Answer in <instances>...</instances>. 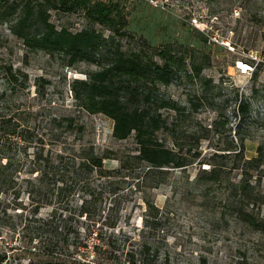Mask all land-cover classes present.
<instances>
[{
    "label": "rangeland",
    "instance_id": "1",
    "mask_svg": "<svg viewBox=\"0 0 264 264\" xmlns=\"http://www.w3.org/2000/svg\"><path fill=\"white\" fill-rule=\"evenodd\" d=\"M101 1L118 3L126 18L124 29L131 37L121 38L123 48H137L142 37L154 47L170 44L184 52L188 71L169 85H160L157 92L178 101L185 111L175 119L173 110L161 109L169 116V124L176 120V125L159 130L157 135L170 148L199 152L198 158L184 168L164 167L147 175L149 167L142 162L112 177L120 200L117 235L139 237L151 231V239L169 255L163 264H264V233L236 220L231 213V188L241 178L243 160L233 161L229 150L231 145L240 144L235 133L238 126L244 158L256 156L259 147H264V0ZM47 13L58 28H95L105 36L112 33L93 23L82 10ZM194 15L200 18L198 26L191 23ZM214 33L219 41L210 40ZM255 55L258 59L252 57ZM237 59L257 65V76L239 75ZM68 61L69 57L62 54L30 50L11 32L9 23L0 21V65H12L28 75L26 87L14 86L13 90L0 67V88L8 89L7 97L14 108L25 110L26 124L41 138L39 145L45 152L57 149L66 153L92 146L99 155L113 156L104 159L105 167L118 168V158L137 153L136 139L133 135L115 138L113 120L88 112L75 98L72 81L86 78L98 64L76 61L68 65ZM193 64L201 68L198 75ZM239 100L249 102L245 113L236 111ZM218 119L222 123L214 125ZM214 153L231 154L221 158ZM213 166L221 174L219 179L199 180L201 170ZM251 175L258 200L248 209L263 217L264 164ZM69 198L79 199L78 194ZM149 201L159 209L157 216L148 217L154 228L146 226ZM22 204L29 213L32 207L27 192L22 195ZM51 209L44 206L39 215L46 216ZM2 236L5 233H0ZM20 238L18 230L12 243L18 244ZM114 252L124 256L121 249Z\"/></svg>",
    "mask_w": 264,
    "mask_h": 264
},
{
    "label": "trees",
    "instance_id": "2",
    "mask_svg": "<svg viewBox=\"0 0 264 264\" xmlns=\"http://www.w3.org/2000/svg\"><path fill=\"white\" fill-rule=\"evenodd\" d=\"M48 10H82L93 23L112 33L105 36L95 28H58L50 20ZM0 21L9 23L11 32L32 51L68 56V65L76 61L98 64L86 78L72 81L74 96L88 112L102 113L113 120L115 138L133 135L137 143V153L127 159L118 158V168L105 167L104 159L113 156L99 155L92 146L72 153L57 149L45 152L39 145L40 136L25 122V110L14 108L7 97L8 89L0 88V233L6 235L0 238V264H163L169 255L151 239V231L139 237L117 235L120 200L112 177L142 162L149 167V175L164 167L184 168L198 158L199 152L170 148L157 135L159 130L176 125V120L169 124V116L163 115L161 109L173 110L175 119L185 111L178 101L157 92L160 85H169L188 71L184 52L170 44L154 47L142 37L137 48H123L121 38L131 34L124 29L126 18L115 2L0 0ZM0 67L13 90L14 86L26 87V72L9 64ZM193 69L197 75L201 71L195 64ZM252 74L257 76V65ZM248 107V101L239 100L236 111L245 113ZM213 123L222 122L218 119ZM235 133L240 144L231 145L229 150L233 161L242 158L243 164L241 178L231 188V213L236 220L264 233V216L248 209L258 200L256 184L250 178L251 171L264 164V147H259L256 156L244 158L240 126ZM228 154L231 153L213 156L224 158ZM220 176L213 166L203 168L198 178L206 183ZM25 192L32 207L29 213L23 210ZM77 194L78 201L69 198ZM147 203L146 226L154 228L148 217L157 216L159 209L154 203ZM44 206L52 209L41 216ZM18 230L20 242L12 243ZM127 246L130 247L124 252ZM120 249L124 256L114 252Z\"/></svg>",
    "mask_w": 264,
    "mask_h": 264
},
{
    "label": "built area",
    "instance_id": "3",
    "mask_svg": "<svg viewBox=\"0 0 264 264\" xmlns=\"http://www.w3.org/2000/svg\"><path fill=\"white\" fill-rule=\"evenodd\" d=\"M153 3H157V0H153L152 1ZM200 18L199 16H196L194 15L192 18H191V23L193 25H200ZM210 40H213V41H219L218 39V34H211L210 35ZM223 44H229V42L227 40H222L221 41ZM254 59H258L257 55L255 56H252ZM235 64H236V69L238 71V74L239 75H243V76H246V75H251L252 74V71L254 69L255 66H253V64L247 60H244V59H237L235 61Z\"/></svg>",
    "mask_w": 264,
    "mask_h": 264
}]
</instances>
